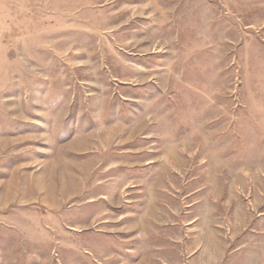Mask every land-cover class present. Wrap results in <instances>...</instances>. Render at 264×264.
I'll return each mask as SVG.
<instances>
[{"label": "rangeland", "instance_id": "1", "mask_svg": "<svg viewBox=\"0 0 264 264\" xmlns=\"http://www.w3.org/2000/svg\"><path fill=\"white\" fill-rule=\"evenodd\" d=\"M0 264H264V0H0Z\"/></svg>", "mask_w": 264, "mask_h": 264}]
</instances>
